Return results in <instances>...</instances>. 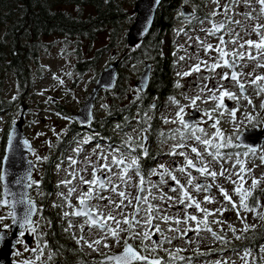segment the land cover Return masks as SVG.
I'll return each instance as SVG.
<instances>
[{"label":"snow or ice","instance_id":"obj_1","mask_svg":"<svg viewBox=\"0 0 264 264\" xmlns=\"http://www.w3.org/2000/svg\"><path fill=\"white\" fill-rule=\"evenodd\" d=\"M154 3L159 4L160 0H154ZM211 3L214 7L203 17L195 16V9L191 13H180L189 23L194 18L201 25L200 31L205 37H215L217 43L213 45L201 39L199 35L188 36L189 40H193L203 50L208 59H201L199 51L180 56L179 61L196 59L197 62L187 71L177 75L183 79L204 71L212 75H198L197 79L216 81L215 86L209 87L208 83L202 86L197 85L198 94L193 97L184 94V99L189 101L188 104H181L175 97L170 96L169 102L176 106L177 111L172 119L162 117V123L175 124L178 127L167 133L164 131L158 133L163 138L161 143H167L168 140L176 141L166 154L183 157L182 163L174 167L160 164L147 173L144 171L142 160L155 158L150 154L147 146L149 135L154 131L151 121L157 107L155 104L149 106V111L153 112V115H149V111L141 113L138 110L135 117H125V124H130L131 120L136 121L139 127L133 128L132 131L137 133L139 140L125 133L127 139L120 144L105 145L109 150L107 154L104 153L105 146L96 143L92 155L97 159L93 160L91 156L85 157L87 167L80 170L75 168L78 160L68 157L69 167L73 171L67 175L71 179L66 177L57 184L58 188L62 186L67 190L66 193H58L64 203L54 202L52 207L71 209V211H62L60 214L61 220L67 225L63 231L71 234V238L75 240L76 245L81 246V249L86 246L102 257L94 264H180V262L193 264L191 256L185 257L180 254L186 249L174 245V241L181 240L185 244L195 243L193 237L189 236L190 232L197 237L201 232H208L214 240L228 243L226 235L214 231L212 225H223L225 221L216 217H223L229 211L235 212L236 219L242 225L239 230L232 224L228 225L235 240L253 239L246 234L255 232L256 225L250 223L249 215L245 214H251L253 219L264 221V201L261 199L264 196V187L261 186L264 184V177L257 178L253 175L254 169L247 167L251 163L250 157L260 161L257 167L264 166V149L257 150L255 146H245L243 152L225 151L241 147L235 142L240 140V135L237 132L234 140L233 136L226 135L221 127L222 118L225 116L233 124L240 122L237 114L242 111L243 102H246L253 112H264V99L257 106L247 94L248 89L251 88L256 92L257 97L264 96V74H255L254 69L245 73L243 68L248 67V64L242 63L243 61L255 62V68L264 69V23H261L264 19V0H255L257 7L253 6V0H211ZM245 8L249 11H244ZM217 16L220 17L219 20L216 19ZM237 16L243 19H237ZM248 21H255V23L249 25L246 23ZM205 23L209 25L208 28L203 27ZM232 25L239 26L244 35H241V31H236ZM184 34L187 35V32ZM251 35H255L256 39H245V36ZM189 47L192 45L190 44ZM211 53L216 55H210ZM218 69L225 70L217 71ZM217 77L218 80H216ZM225 81L237 87L239 93L229 90ZM59 83L63 84L64 81L61 79ZM175 87L181 88L183 85L177 82ZM141 91L140 88L136 89L137 93ZM204 93H207L206 98ZM135 100L142 102V96L137 95ZM226 100L234 102V106L226 104ZM198 101L213 102L214 106L211 110L202 111V116L206 119L189 122L185 118L186 108L197 109ZM102 107L108 106L102 105ZM243 115L244 119L253 126L264 122V116L249 112H244ZM62 118L71 119L70 117ZM125 124H117L116 129L123 131ZM201 125H208L214 131L209 132L208 128ZM52 131L55 133V129ZM55 134L58 138L61 136V133ZM37 135H43V133ZM5 136L4 154L0 156V185H2L0 208H7L9 211L6 216L0 215V222L10 218L12 223L11 225L0 223V250L11 248L14 255H21L16 250V245L24 243V250L31 252L33 257H25L20 264H55L54 257L59 254V249L53 251L48 241L44 239L48 235L55 236V233L51 231L52 221L43 216L42 206L38 207L28 193H16L10 187L14 183L26 188L34 186L39 189L40 182L32 179L35 164L29 161V167L24 176L9 180V173L5 166L10 161L9 153L13 152L15 133H6ZM95 138L94 135H89L82 140H77V146L73 149L75 154L79 156L84 151L83 145L92 143ZM101 139L105 138L101 137ZM48 143L51 147V143ZM22 144L36 158V161L48 160V157L37 155L28 140H23ZM178 149H188L194 154L195 159L190 157L187 151H178ZM213 162L219 165V170L213 169L211 166ZM227 162H231V167H224ZM62 163L63 160L56 165L58 172L61 170ZM97 163H99L98 167ZM88 167L92 169L90 179L80 175V172L87 171ZM193 171L202 179L198 180L194 177ZM177 172L186 177L184 182L175 174ZM151 176H157L158 181H152ZM134 177L135 182H133ZM246 177L251 180L250 184ZM218 178H223L233 185V193L238 200H233L228 189L216 183ZM77 179L80 187L73 185V181ZM25 180L28 181L27 184H24ZM207 180H211V183H206ZM164 187H167L168 192L164 191ZM129 188L134 189L135 193L128 191ZM213 188H216L223 197L222 202H218L211 194ZM153 189L156 191L154 192ZM169 192L176 195H170ZM202 192L205 193L202 200L197 199L193 194ZM111 194H115L117 199H113ZM73 196L77 201L75 205L72 203ZM93 201L96 203L94 204ZM209 204L219 206L214 209L202 206ZM102 209H108V211L104 212ZM172 209H175V212H171ZM180 213H183L182 218ZM34 216H39L40 220L46 222L48 232L41 230L39 220H34ZM69 217L76 218L78 222L74 223ZM181 224L185 227L181 228ZM13 226L16 231H12L9 235V229ZM74 228L78 229V233L72 232ZM220 231H224L222 227ZM26 233L35 237V247H29L24 242ZM261 239H264V235ZM167 246H172L175 250ZM114 248H120L121 251L115 252ZM161 252L165 255L161 256ZM207 254L209 253L197 250V255ZM240 259L243 264H264V243L259 244L258 251L252 247L244 248ZM214 264H228V261L216 260Z\"/></svg>","mask_w":264,"mask_h":264},{"label":"rangeland","instance_id":"obj_2","mask_svg":"<svg viewBox=\"0 0 264 264\" xmlns=\"http://www.w3.org/2000/svg\"><path fill=\"white\" fill-rule=\"evenodd\" d=\"M125 2L126 5H129L130 3L134 4V0H122ZM196 4H198L199 8V17H203L206 14H208L214 5L211 3V0H196ZM206 5V6H205ZM186 6L190 8L192 11L194 10L195 6L191 5L190 0H185V2L181 3V7ZM253 6L257 7L255 5V0H253ZM134 5L130 8L133 9ZM239 11V9H237ZM244 11H249V9L245 8ZM134 12V11H133ZM135 13V12H134ZM135 16V15H134ZM237 19H243L241 16H237ZM194 19V18H193ZM217 20L220 19L219 16L216 17ZM247 24L251 25L255 23V21H248ZM261 23H264V19L261 20ZM204 28H208L209 25L205 23L203 25ZM233 28L236 29V31H241L239 26L232 25ZM201 25L198 24L196 21H192L189 23L187 20L182 18V21H179L172 31L165 34L162 40V47H161V53L164 57H167L171 59V61L174 64V70H173V78L175 82H179L183 85V87L178 88L177 94L175 98L181 102V104H188L189 101L184 99V94H187L189 97H193L196 94L199 93V88L197 85L202 86L204 83H208L209 87L215 86L216 81H204L202 79H197V76H207L212 75L207 72L202 71L199 74L194 73L191 77H185L181 79L180 76L177 75V73H182L184 71H187L189 67L193 64H195L197 61L196 59H185L184 61H179L180 56H187L189 54H192L195 51H199V57L201 59H208V56L205 55L203 50L199 48V46L193 41L189 40L188 36L195 37L197 35L200 36L201 39L206 40L209 43H212L215 45L217 43V39L215 37H205L204 33L200 31ZM194 29V30H193ZM183 30V31H181ZM184 32H187V35L184 34ZM127 34V33H126ZM126 34L123 36V41H125ZM241 35H244L243 31H241ZM253 39L255 40V35L251 36H245V39ZM122 40V37H121ZM122 41V42H123ZM43 43L45 44L41 52L38 56V66L34 67L31 71L33 74L31 87L24 90V88L19 89L16 85L15 80L10 76L7 77L4 87V99L6 101L11 102L9 108L2 107L0 108V141L2 139V136H4V130L7 126H11L15 123H17L20 119L22 120V132L23 136L26 140L29 141V143L32 145V150L36 152L37 155L41 157H48L49 164L51 165V179H52V189H54V193L51 195H46L44 190L39 188H35L34 186L31 188L30 191V197L36 202L37 206H42L45 210H52V213L54 216L59 217V221L62 223L63 228L66 227V223L63 222L60 218V214L62 211H71V209L64 207L61 208H53L52 205L55 202L56 204H63L64 201L61 199V197L58 195L60 192H65L66 189L61 187H57V184L60 180L65 179L66 177L68 179H71L70 176L67 174L71 171H73L72 168L69 167V161L68 157H73L78 160L77 165L75 166L76 170L83 169L87 167V163L85 160V157L91 156L93 160H96L97 157L93 156V148L96 143H100L102 146H105L109 143L107 140H96L94 139L92 143L88 145H83L84 151L80 153L79 156L75 154L73 149L77 146L76 141L82 140L85 136L91 135L89 132H81L76 139L74 140V143L70 142V139L73 137H66L69 126L73 123V120H65L62 117H70L74 114H77L80 111V108L82 104L86 101L88 95L90 94L94 81L93 78L95 75L104 69L107 65L114 62L115 60H119L123 54H124V45H120L118 49L116 50V53L113 54V60L109 61V53H105L103 56L100 57V60L96 66L95 69L87 71L84 75L79 76L74 72V64L76 62V55L75 51L78 47L76 43H69L64 41L61 38L58 37H51L48 39H44ZM192 45V47H189V45ZM79 48L82 53L86 52V46L84 44H80ZM175 52V55L173 53ZM117 55V57H116ZM210 55L215 56V53H211ZM242 63H247L248 67L243 68V71L245 73L250 71H255V74H264V69L255 68V62H248L243 61ZM225 69H218L217 71H224ZM127 77L125 79V85L128 87V92L132 95L131 97H136V89L134 84L137 81L138 77L134 74H131L130 72H127L126 70L123 71ZM70 74V75H69ZM54 77H57V79H54ZM63 80L64 83L60 84L59 80ZM219 78L217 77L216 80ZM244 79V77H242ZM229 90L235 93H239V89L235 87L233 84H228L226 81L224 82ZM135 89V90H134ZM255 102V104L258 106L262 97H257L256 92L249 88L247 93ZM206 98L207 93L203 94ZM15 98V99H14ZM103 93L100 94L96 101L95 105L93 107V112L95 114L97 113L100 117L104 116L105 108L102 107L103 105ZM226 104H229L230 106H234V102L231 101H225ZM198 108L193 109L191 107L186 108V117H189L192 112H197L199 115L194 120V122H198L200 120L206 119V117L202 116V111L207 109L211 110V108L214 106L213 102L209 103H203L201 101H198ZM242 111L239 112L238 120L240 121L237 124H233L229 122V119L227 116L223 117L222 122V129L224 130L226 135H231L233 137L236 136L237 132L240 133L244 129H252L254 127H249L250 124L249 121L244 119V112L252 113L253 115H261L264 116V112L256 113L253 112V109L247 106L246 102H243L242 105ZM177 111V108L175 105L171 104L169 100H166L162 103L160 109L158 110L156 117L161 122L160 127L162 128V131L169 132V130L174 129L178 127V125L175 124H163L162 123V117H168L169 119H172L175 117V113ZM59 113V115H57ZM193 122V123H194ZM211 123V122H209ZM206 128H208L209 132L214 131L208 125H201ZM258 126L261 128V130L264 131V122H261L258 124ZM137 128L136 126H131L129 130H127L125 133H128L132 135L135 139L139 140V136L136 132H133L132 129ZM55 129V133H61V136L58 138L57 135L52 131ZM38 133H43V135H37ZM124 134H114L115 136V142L111 143L113 145H118L122 141L126 140L127 137ZM66 140V141H65ZM161 138L159 137H152L148 139V148L150 151V154L153 155L154 159H147V169L145 170V173H147L150 169L156 168L160 164H164L168 167H174L175 165H179L183 161V157L180 156H169L166 153L170 150L171 146L176 143V141L168 140L167 143H161ZM60 141H63V144L60 143ZM51 143V147H49V143ZM189 143H192L189 141ZM62 148L61 150H58V148ZM0 148H1V142H0ZM66 148V149H65ZM261 149H264V144L261 146ZM227 151H230V149H226ZM59 151V152H58ZM63 151H66V153H62ZM99 151V150H97ZM108 148L104 147V153H108ZM178 151H187L188 155L195 159L194 154H192L188 149H178ZM0 156H2V153H0ZM28 158L34 162L35 167L32 173V179L37 180L41 184V176L44 170L45 162H38L36 161V158L31 154V152L28 154ZM210 159V158H209ZM251 163L247 165L249 168H253L254 172L253 175H255L257 178L264 177V166L257 165L260 164V161L255 157H250ZM63 160V163L61 164V170L58 172L56 165L57 163H60V161ZM99 166V163H97V167ZM214 170H219V165L213 164L211 165ZM224 167L228 168L231 167V162H227L224 164ZM92 169L91 167H88L87 171H81L80 175L85 176V178L90 179V173ZM235 171V169L233 170ZM178 178L181 179L182 182L185 181L186 177L180 174L179 172L175 173ZM192 175L196 177L198 180L202 179L199 177V174L196 172H192ZM150 179L154 182L158 181L157 176H151ZM235 179V177H233ZM246 179H248L246 177ZM136 181V178H133V182ZM118 182V181H117ZM206 183H211V180L205 181ZM171 183V182H170ZM217 184L223 185L225 188L228 189L229 194L232 195L233 200H238V197L235 196L233 193V185L227 181H225L223 178H218L216 181ZM251 183V180L248 179V184ZM73 185H76L77 187H80L78 179L73 181ZM264 187V184L261 185ZM247 187V185H245ZM130 192L135 193V190L132 188L127 189ZM155 192L156 190L153 189ZM164 191L168 192L167 187H164ZM1 192V188H0ZM170 195L175 196V193H168ZM196 198L199 200L203 199V196L205 193H199L195 194ZM211 194L215 197V199L218 202L223 201V197L220 196L219 192L216 188L212 189ZM105 195H109L108 193H105ZM113 199H117L115 197V194H111ZM262 201H264V196L261 197ZM72 203L75 205L77 203L76 197H72ZM95 204L96 201H93ZM204 207H208L209 209H214L218 204H209V205H202ZM163 207V205H162ZM230 207V205H228ZM104 212H107L108 209H102ZM9 209L7 208H0V215H7V212ZM130 211V209L128 210ZM189 211H193L189 209ZM171 212H175V209H172ZM171 212L169 214H171ZM199 215V214H198ZM249 215V222L254 223L256 225V229L259 228L261 221L258 219H253L251 214H245ZM181 218L183 217V213H180ZM216 218H219L221 220H224L225 223L223 225H212L213 230L217 231L221 235H226V240L228 243H224L221 241L214 240L210 233L208 232H201L200 236H195L194 233H189V236H192L195 243L185 244L181 240L174 241V245L186 249V251L181 252L180 254L189 257L191 256L193 258V264H214L216 260L221 261H228V264H243V261L240 259V256L243 253V249L246 248L247 241L246 239L241 240H235L233 237V234L228 229V225L232 224L234 227H236L238 230L242 227L240 222L236 219L235 212L229 211L224 214L223 217L217 216ZM69 219H72L74 223H77V219L73 217H69ZM212 219V218H210ZM34 220H39L40 227L42 225V220H40L39 216H36ZM2 224H11V219H6L2 222ZM181 228L185 227L183 224L180 225ZM221 227L223 228V232L220 231ZM73 233H78V229H73ZM67 235L70 237L71 243L74 248L77 249L78 255H81L85 258V261H89V264H93L97 259L102 258L98 253L93 252L91 249H88L86 246H84L81 249V246L76 245L75 240L71 238V234L67 233ZM247 235V234H246ZM87 238V237H86ZM95 238V237H93ZM155 239V237H154ZM24 242L29 245V247H35V237L33 235H29L28 233L25 234V237L23 238ZM109 243L111 241L109 240ZM172 247V246H167ZM235 249V251H234ZM16 250H18L21 255H14L12 254V264H20L25 257H33V254L29 251L24 250V243L18 244ZM102 251H107L104 249H101ZM172 250L174 251L175 248L172 247ZM197 250L199 252L203 253H209L207 255H197ZM113 251L119 252L121 251L120 248H114ZM256 251H258V247L256 248ZM161 256H164L165 254L163 252L160 253ZM180 264H183V262H180Z\"/></svg>","mask_w":264,"mask_h":264},{"label":"trees","instance_id":"obj_3","mask_svg":"<svg viewBox=\"0 0 264 264\" xmlns=\"http://www.w3.org/2000/svg\"><path fill=\"white\" fill-rule=\"evenodd\" d=\"M190 1L191 5L195 6L194 9L198 8L196 0ZM183 2L185 0H162L148 35L138 44L139 47H136L137 45L129 47L126 41H123V36L134 20V12L130 8L133 3L126 5L122 0H0V108H9L11 104L3 96L7 77L11 76L19 89L31 87L33 77L31 70L38 66V56L45 45L44 39L58 37L78 45L75 51L74 72L79 76L95 69L100 57L105 53H109V61H112L118 47L124 45V54L119 59L116 85L111 92L103 93V105L108 106L104 107V116L100 117L94 112L88 131H83L85 129H79L76 123H72L65 139L71 136L73 138L70 142L74 143L81 132H89L96 140H102L103 137L107 142L113 143L116 141L114 134H124L132 125L139 127L135 120L125 124V117H135L138 110L141 113L149 111L152 104L157 107L151 121L154 131L148 139L152 137L163 139L158 135L162 128L156 114L164 101L169 100L170 96H176L178 88L175 87L176 82L173 78L174 64L161 53L162 40L165 34L182 21L179 11ZM80 44L86 46L85 53L81 52ZM147 63L151 66L149 83L145 92H136V96H142V102L136 101L127 91L125 79L129 77L123 71L126 70L138 77ZM261 97L264 99V96ZM149 115H153V112L149 111ZM117 124H125L123 131L116 129ZM249 127H253V124L250 123ZM8 129L9 126L6 127L1 139L2 154ZM60 143L63 144V141ZM230 151L242 152L239 148ZM146 161L147 158L142 160L144 171L148 168ZM51 176V165L47 160L40 184L46 195L54 193ZM43 216L52 221L51 231L55 236L48 235L44 239L48 241L53 251L59 249V254L54 257L55 262L89 264V261L78 255L70 237L63 231L59 217L54 216L52 210L45 209ZM45 224L46 222L42 220L41 230L48 232ZM262 235L264 221H261L255 232L247 233V236L253 239H246V247L256 250L259 244L264 243Z\"/></svg>","mask_w":264,"mask_h":264},{"label":"water","instance_id":"obj_4","mask_svg":"<svg viewBox=\"0 0 264 264\" xmlns=\"http://www.w3.org/2000/svg\"><path fill=\"white\" fill-rule=\"evenodd\" d=\"M161 2L162 0H160L159 4H155L154 0H135L133 8L135 12V18L126 35V44L129 47L138 45L148 35ZM181 13H191V11L188 7L184 6L181 8ZM118 66L119 61L117 60L107 65L102 71L99 72L97 78L95 79L92 90L84 104L81 106L80 111L77 114L71 116V119L76 122L79 129L89 128V125L93 120L92 111L97 97L102 92H110L114 89L117 82ZM150 69L151 66L149 63H147L135 83L136 88L142 89L141 93L145 92L147 89L150 77ZM198 115L199 114L197 112H192L191 115L186 118V120L189 122H194ZM22 123L23 122L20 119L17 123L11 125L8 131V133H15V139L13 140V152L9 153L10 161L5 166L9 173V180H14L15 178L24 176L29 167L28 162L31 161L28 158V153L30 151L22 144V141L25 140L22 132ZM239 135L240 140L235 142L239 143L241 145L240 148L242 149H245V146H255V148L258 150L264 142V132L263 130L259 129V127L245 129L239 133ZM27 182L28 181L25 180L24 184H27ZM10 187L16 193L26 192L28 195L30 194L31 190V188H26L22 185H16L14 183L11 184ZM12 231H16L15 226L9 229V235L12 234ZM12 252L13 250L11 248H3L0 250V264H11Z\"/></svg>","mask_w":264,"mask_h":264},{"label":"flooded vegetation","instance_id":"obj_5","mask_svg":"<svg viewBox=\"0 0 264 264\" xmlns=\"http://www.w3.org/2000/svg\"><path fill=\"white\" fill-rule=\"evenodd\" d=\"M200 13H199V8H196L195 9V16H199ZM192 21H196L195 19H193Z\"/></svg>","mask_w":264,"mask_h":264}]
</instances>
